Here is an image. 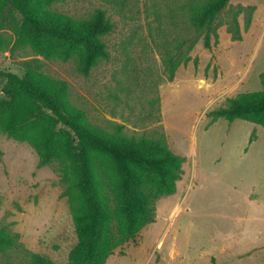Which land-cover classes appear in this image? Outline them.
I'll return each mask as SVG.
<instances>
[{
    "label": "rangeland",
    "instance_id": "374dc122",
    "mask_svg": "<svg viewBox=\"0 0 264 264\" xmlns=\"http://www.w3.org/2000/svg\"><path fill=\"white\" fill-rule=\"evenodd\" d=\"M5 1L0 36L10 44L0 51V73L24 76L39 59L45 74L68 83L71 103L93 126L165 137L184 158L182 179L173 195L157 201L155 221L105 264H264V128L207 116L240 93L263 89L264 0H232L217 20L218 38L210 48L188 19L205 0L55 3L53 11L77 20L102 9L114 25L103 38L109 59L89 76L78 71L76 60L47 61L30 47L16 46L21 16ZM246 7L253 8L247 29ZM234 19L242 40L228 32ZM169 55L180 61L173 81ZM5 82L0 77V96ZM0 151V228L19 235L18 246L0 252V264H31L34 254L72 264L78 239L64 169L58 163L39 166L30 144L1 130Z\"/></svg>",
    "mask_w": 264,
    "mask_h": 264
},
{
    "label": "trees",
    "instance_id": "16d2710c",
    "mask_svg": "<svg viewBox=\"0 0 264 264\" xmlns=\"http://www.w3.org/2000/svg\"><path fill=\"white\" fill-rule=\"evenodd\" d=\"M62 1L10 0L21 16L14 27L15 44L30 47L47 61L76 60L78 71L89 76L101 61L109 59L103 38L114 25L102 9L82 20L51 9ZM231 1L205 0L191 9L189 22L204 34L206 48L218 38L217 20ZM6 7L7 2L0 0V24ZM243 11L247 29L253 8ZM228 32L233 40H242L236 19ZM9 44L0 36V51ZM169 56L166 67L173 81L180 61ZM35 62L24 76L0 73L6 80L0 96V130L15 141L30 144L39 166L58 163L64 169V195L78 239L70 262L105 264L116 249L135 241L155 221L157 201L173 195L182 179L184 158L171 151L165 137L126 136L122 126L115 133L93 126L86 113L71 103L68 83L45 74L39 59ZM260 79L262 90L240 93L207 116L213 122L242 120L264 128V72ZM18 238L0 228V252L18 246ZM31 264L53 263L34 254Z\"/></svg>",
    "mask_w": 264,
    "mask_h": 264
}]
</instances>
